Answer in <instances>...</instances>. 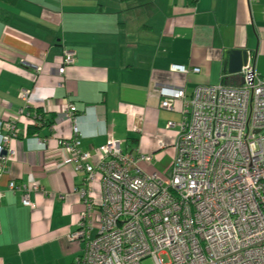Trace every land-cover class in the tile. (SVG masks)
<instances>
[{
  "label": "crops",
  "instance_id": "0c3cea01",
  "mask_svg": "<svg viewBox=\"0 0 264 264\" xmlns=\"http://www.w3.org/2000/svg\"><path fill=\"white\" fill-rule=\"evenodd\" d=\"M65 50L76 60L60 75ZM228 50H248L264 79V0H0V141L2 123L16 120L20 131L0 178V264L52 252L70 264L82 249L68 239L85 209L76 191L85 174L62 163L60 142L74 134L64 117L68 104L77 108L91 164L115 138L126 151L152 156L138 163L144 172L168 177L179 128L166 125L182 121L184 102L166 110L159 90L180 88L189 98L199 86H240V73L224 71ZM172 65L200 71L173 72ZM23 89L31 91L27 104L19 98ZM12 181L39 185L31 192L35 208L9 190ZM102 184L97 172L95 205L103 202Z\"/></svg>",
  "mask_w": 264,
  "mask_h": 264
},
{
  "label": "built area",
  "instance_id": "2783aa9c",
  "mask_svg": "<svg viewBox=\"0 0 264 264\" xmlns=\"http://www.w3.org/2000/svg\"><path fill=\"white\" fill-rule=\"evenodd\" d=\"M75 60L65 50L59 74ZM171 71L200 69L172 65ZM240 75V86H199L189 98L180 88H160L162 108L174 110V101L184 102L182 121L166 125L179 128L168 177L144 172L138 163L152 156L126 151L115 138L91 164L90 152L81 147L77 108L66 106L74 134L60 142L67 153L62 163L85 174L76 190L85 209L68 236L82 249L70 264H143L148 258L152 264H264V79L251 59ZM30 94L23 89L19 98L27 104ZM19 132L16 120L1 125L0 178L15 155L10 144ZM97 172L103 175L100 205L91 197ZM8 188L21 191L23 205L35 208L31 192L39 190L37 183L12 181Z\"/></svg>",
  "mask_w": 264,
  "mask_h": 264
},
{
  "label": "water",
  "instance_id": "95a60500",
  "mask_svg": "<svg viewBox=\"0 0 264 264\" xmlns=\"http://www.w3.org/2000/svg\"><path fill=\"white\" fill-rule=\"evenodd\" d=\"M249 60L248 50H228L225 55L224 71L228 74H239Z\"/></svg>",
  "mask_w": 264,
  "mask_h": 264
},
{
  "label": "rangeland",
  "instance_id": "374dc122",
  "mask_svg": "<svg viewBox=\"0 0 264 264\" xmlns=\"http://www.w3.org/2000/svg\"><path fill=\"white\" fill-rule=\"evenodd\" d=\"M59 254L61 256H59ZM163 258L165 262H168V258L166 256H163ZM65 259L66 256H63L62 253L52 252L43 255V257L37 259L36 261H32L31 259H29L26 261L25 264H64ZM152 263H153L152 259L149 258L143 261V264H152Z\"/></svg>",
  "mask_w": 264,
  "mask_h": 264
},
{
  "label": "trees",
  "instance_id": "16d2710c",
  "mask_svg": "<svg viewBox=\"0 0 264 264\" xmlns=\"http://www.w3.org/2000/svg\"><path fill=\"white\" fill-rule=\"evenodd\" d=\"M120 1L125 2V1H128V0H120Z\"/></svg>",
  "mask_w": 264,
  "mask_h": 264
}]
</instances>
